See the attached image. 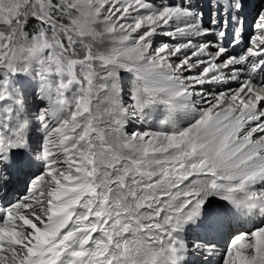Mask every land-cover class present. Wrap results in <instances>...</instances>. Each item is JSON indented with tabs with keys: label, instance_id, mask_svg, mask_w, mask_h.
I'll return each instance as SVG.
<instances>
[{
	"label": "snow or ice",
	"instance_id": "snow-or-ice-1",
	"mask_svg": "<svg viewBox=\"0 0 264 264\" xmlns=\"http://www.w3.org/2000/svg\"><path fill=\"white\" fill-rule=\"evenodd\" d=\"M209 227L264 264V0H0V264H209Z\"/></svg>",
	"mask_w": 264,
	"mask_h": 264
},
{
	"label": "bare ground",
	"instance_id": "bare-ground-1",
	"mask_svg": "<svg viewBox=\"0 0 264 264\" xmlns=\"http://www.w3.org/2000/svg\"><path fill=\"white\" fill-rule=\"evenodd\" d=\"M253 2L255 3V0H253ZM254 7H255V5H254ZM233 87H235V85H233ZM235 226H236V225L233 224V228H235ZM227 230H228L227 227H225V228L222 230V232H223V233H227V232H228ZM199 235H203L206 239H215L216 236H217L218 234L214 233V232L211 230V228L209 227V228L205 229V230H204L202 233H200ZM224 243H225V241L222 240L219 244L222 245V246H224ZM201 259H202V258H198L196 264H201V262H200ZM210 259H211V261L209 262V264H216V263H217V260H216L215 255H214L213 257H211Z\"/></svg>",
	"mask_w": 264,
	"mask_h": 264
},
{
	"label": "rangeland",
	"instance_id": "rangeland-1",
	"mask_svg": "<svg viewBox=\"0 0 264 264\" xmlns=\"http://www.w3.org/2000/svg\"><path fill=\"white\" fill-rule=\"evenodd\" d=\"M22 185H20L17 189H16V191H22ZM228 231V230H227ZM216 237H220V235H217ZM227 239V235L225 234L224 236H223V241H225ZM223 247L224 246H222V245H220V244H217V248H218V252H217V254L215 255V257H216V260H217V263L216 264H219V261H220V255L222 254V251H223Z\"/></svg>",
	"mask_w": 264,
	"mask_h": 264
}]
</instances>
